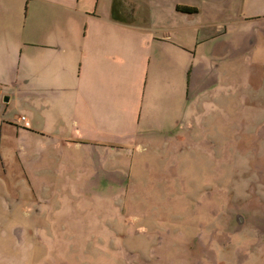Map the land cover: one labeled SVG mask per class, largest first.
I'll return each mask as SVG.
<instances>
[{
	"label": "rangeland",
	"instance_id": "rangeland-1",
	"mask_svg": "<svg viewBox=\"0 0 264 264\" xmlns=\"http://www.w3.org/2000/svg\"><path fill=\"white\" fill-rule=\"evenodd\" d=\"M17 2V35H36L40 4ZM103 2L80 6L110 17ZM159 2L222 24L198 44L192 29L126 42L117 72L100 60L90 88L85 17L63 9L56 40L34 36L68 42L71 72L57 77L56 63V90L9 106L0 95L13 119L0 127V264H264V22L240 23L264 0ZM137 3L126 25L145 26L152 5ZM246 32L255 42H240Z\"/></svg>",
	"mask_w": 264,
	"mask_h": 264
},
{
	"label": "crops",
	"instance_id": "crops-1",
	"mask_svg": "<svg viewBox=\"0 0 264 264\" xmlns=\"http://www.w3.org/2000/svg\"><path fill=\"white\" fill-rule=\"evenodd\" d=\"M26 1L28 5L31 1L40 4L41 9L37 10V14L42 17V21L36 25V35H32L31 29H28L27 24H25V27L19 31V39L17 28L22 19L19 18L18 23L13 21V14L16 10L22 13V9L17 8L19 2L17 0H0V95L3 96V103L8 106L11 104L13 97L20 92L29 95L35 92H45L42 90H56V63H58L59 68L57 77L62 71L71 72V66L67 62L71 55L67 50L72 49V46L68 42L62 44L61 42L34 40V36L39 39H46L47 36H50L56 40V33L51 35L48 31H50V28L51 31L56 30V20L62 14L63 9L75 10L76 13L85 17L83 24L85 39H87L89 31L93 33L94 37L92 39H95L92 42H85V48L82 47L83 52H85V63L83 56L79 63V78L82 76V70L86 69L85 77L89 80L86 84L88 85L87 88L94 85L92 80L97 79V77H104L102 71L104 65L100 60H103L105 67H108L109 63L111 64V75L117 72L119 54L124 53L126 42H151V40H154V42L167 43L171 40L173 34L181 36L183 29H192L196 31L193 41L198 44L204 28L211 26L213 28L222 24L215 22L199 23L198 17L202 15V12L198 9L196 13L192 14L181 13L178 11V7L187 5L179 4L176 8L167 9L159 0H154L153 3L151 0H145L152 5L148 7L149 14H147L148 19L145 26H138L135 23L126 25L125 23V21L132 22L139 19L138 15L141 14L138 0H121V3H118L115 8V0H104L102 3L103 10L109 13L110 17L106 14L103 16L97 11L92 12L87 7L81 8L80 2L83 0ZM215 1L222 2L224 0ZM242 1L246 2V0ZM84 2L91 4V0H84ZM114 9L117 14V22L113 19ZM212 12L217 14L218 11L213 10ZM93 15H100V17H93ZM157 22H169L170 25L154 27ZM255 22H264V12L252 11L250 16L246 15L240 21V23L247 25ZM227 33L228 28L225 29V34ZM160 34H162V37H160ZM13 35H15L14 39L12 38ZM108 35L109 38H106ZM153 35L156 36L154 39L152 38ZM249 35V32L244 33L240 42H255V40L249 39ZM18 39L24 42L21 46L13 42ZM219 39V35H212V41L215 40L214 42H232L231 40L221 41ZM180 40L184 41V36ZM130 45V43H127L129 51L132 50ZM58 56H64L65 62L63 64H61ZM18 62L20 64L19 70L16 67ZM35 64H37V68L40 67V70L35 69ZM66 75L70 76L71 73H66ZM12 120L11 113L8 109H5L0 114V127L3 128L6 124L10 125ZM6 131L13 132V129H7Z\"/></svg>",
	"mask_w": 264,
	"mask_h": 264
},
{
	"label": "trees",
	"instance_id": "trees-1",
	"mask_svg": "<svg viewBox=\"0 0 264 264\" xmlns=\"http://www.w3.org/2000/svg\"><path fill=\"white\" fill-rule=\"evenodd\" d=\"M118 3H121V0H115L114 8H115V6H117ZM178 10L183 12V13H188V14H192V13L197 12V8L187 7V6H180V7H178Z\"/></svg>",
	"mask_w": 264,
	"mask_h": 264
},
{
	"label": "built area",
	"instance_id": "built-area-1",
	"mask_svg": "<svg viewBox=\"0 0 264 264\" xmlns=\"http://www.w3.org/2000/svg\"><path fill=\"white\" fill-rule=\"evenodd\" d=\"M22 119H24L25 120V118L23 117Z\"/></svg>",
	"mask_w": 264,
	"mask_h": 264
},
{
	"label": "water",
	"instance_id": "water-1",
	"mask_svg": "<svg viewBox=\"0 0 264 264\" xmlns=\"http://www.w3.org/2000/svg\"><path fill=\"white\" fill-rule=\"evenodd\" d=\"M1 91V90H0Z\"/></svg>",
	"mask_w": 264,
	"mask_h": 264
}]
</instances>
